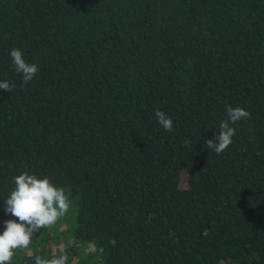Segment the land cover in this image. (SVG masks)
I'll return each instance as SVG.
<instances>
[{"label": "trees", "instance_id": "obj_1", "mask_svg": "<svg viewBox=\"0 0 264 264\" xmlns=\"http://www.w3.org/2000/svg\"><path fill=\"white\" fill-rule=\"evenodd\" d=\"M4 80L0 233L23 172L71 201L11 264H264V0H0Z\"/></svg>", "mask_w": 264, "mask_h": 264}, {"label": "clouds", "instance_id": "obj_2", "mask_svg": "<svg viewBox=\"0 0 264 264\" xmlns=\"http://www.w3.org/2000/svg\"><path fill=\"white\" fill-rule=\"evenodd\" d=\"M9 55L15 71L21 74L22 82L26 85L37 74L38 66L27 63L18 48L11 49ZM13 88L14 85L8 81H0V89L13 91ZM155 116L165 131L173 130V121L165 112L157 109ZM248 118L250 113L245 108L226 106V118L219 123L215 138L206 141L207 148L218 155L223 153L235 135V128L230 124ZM14 184V189L5 199V212L16 219L4 221V230L0 233V264H11L16 250L27 249L35 233L45 226L54 225L71 207L65 189L55 186L47 177L38 178L23 172L14 177ZM35 264H67V256L61 255L54 259L36 256Z\"/></svg>", "mask_w": 264, "mask_h": 264}]
</instances>
